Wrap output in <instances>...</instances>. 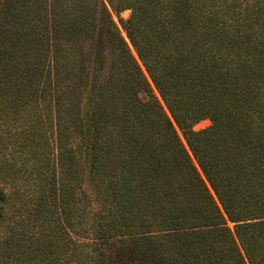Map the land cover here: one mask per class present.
I'll list each match as a JSON object with an SVG mask.
<instances>
[{"label":"trees","instance_id":"16d2710c","mask_svg":"<svg viewBox=\"0 0 264 264\" xmlns=\"http://www.w3.org/2000/svg\"><path fill=\"white\" fill-rule=\"evenodd\" d=\"M118 5L147 75L101 0H0V264H264V0Z\"/></svg>","mask_w":264,"mask_h":264},{"label":"rangeland","instance_id":"374dc122","mask_svg":"<svg viewBox=\"0 0 264 264\" xmlns=\"http://www.w3.org/2000/svg\"><path fill=\"white\" fill-rule=\"evenodd\" d=\"M101 1L103 3L104 8H105V15H104V17H108L109 16L111 18L112 22L114 23V25L118 29L121 37L128 44V46H129V48L131 50V53L139 61L138 56H137V53L133 49V47H132V45L130 43V40L128 38L127 31L125 29V24L132 17V14H133L132 9L127 8V7H124V6H121V5H118V0H101ZM102 50H105L106 51V44L105 43L103 44V47H101V51ZM139 63H140V61H139ZM140 65L142 66L141 63H140ZM142 69L144 70L145 74L147 75V73L145 71V68L143 66H142ZM152 87H153L154 94L158 98H160V95H159L158 91L154 88L153 85H152ZM162 104L164 105L163 102H162ZM164 107H165V105H164ZM165 110H166V113L170 116V113H169V111H168V109L166 107H165ZM37 114L40 115L41 113L40 112H37ZM43 120H44V123H43L44 124V128H46L47 134H49V132H50V124L53 125L52 118H46V115L44 114L43 115ZM212 124H213L212 120L206 118V119H203V120L199 121L198 123H196L193 126V130L194 131H201V130H204V129L209 128L210 126H212ZM176 128H177V131H178V134H179L181 140L183 141V143L188 148L182 132L178 129V127H176ZM55 130H56V127H55ZM55 147H57L56 143H55ZM56 151H58V148H56ZM71 166L73 167V170L75 172H78L77 171L78 170V166H76L75 162H73V164H71ZM80 175L82 176V173L81 172H80ZM229 226L230 227H233V224L230 223Z\"/></svg>","mask_w":264,"mask_h":264}]
</instances>
